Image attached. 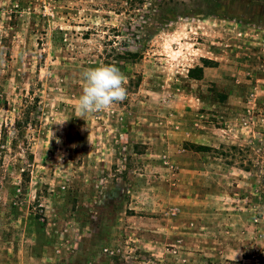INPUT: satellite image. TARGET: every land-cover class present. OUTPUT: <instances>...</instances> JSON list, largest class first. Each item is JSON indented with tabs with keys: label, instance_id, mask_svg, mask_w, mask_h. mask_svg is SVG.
I'll use <instances>...</instances> for the list:
<instances>
[{
	"label": "rangeland",
	"instance_id": "1",
	"mask_svg": "<svg viewBox=\"0 0 264 264\" xmlns=\"http://www.w3.org/2000/svg\"><path fill=\"white\" fill-rule=\"evenodd\" d=\"M0 264H264V0H0Z\"/></svg>",
	"mask_w": 264,
	"mask_h": 264
},
{
	"label": "clouds",
	"instance_id": "2",
	"mask_svg": "<svg viewBox=\"0 0 264 264\" xmlns=\"http://www.w3.org/2000/svg\"><path fill=\"white\" fill-rule=\"evenodd\" d=\"M81 79L82 92L75 104L79 117L105 111L126 99V78L114 65L87 68L81 73Z\"/></svg>",
	"mask_w": 264,
	"mask_h": 264
},
{
	"label": "trees",
	"instance_id": "3",
	"mask_svg": "<svg viewBox=\"0 0 264 264\" xmlns=\"http://www.w3.org/2000/svg\"><path fill=\"white\" fill-rule=\"evenodd\" d=\"M126 45L127 46H131V45H129V43L126 44ZM124 55L127 56L128 58H135V59L139 57L138 53H132L129 50H126V52H124ZM23 113H25L24 114V116H25L27 114V110L26 111L24 110ZM16 127H17L18 130H22L23 129V126L20 124V122L17 123Z\"/></svg>",
	"mask_w": 264,
	"mask_h": 264
}]
</instances>
